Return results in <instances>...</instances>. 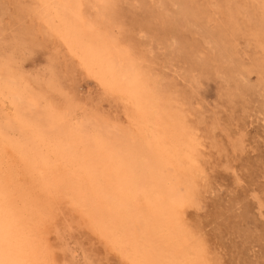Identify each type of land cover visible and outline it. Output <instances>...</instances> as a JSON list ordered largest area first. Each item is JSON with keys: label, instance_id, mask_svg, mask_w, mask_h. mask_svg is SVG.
<instances>
[{"label": "rangeland", "instance_id": "1", "mask_svg": "<svg viewBox=\"0 0 264 264\" xmlns=\"http://www.w3.org/2000/svg\"><path fill=\"white\" fill-rule=\"evenodd\" d=\"M111 6L101 26L160 88L197 146L195 160L174 180L184 197L177 217L200 253L198 264H264V0H112ZM53 10L42 0H0V70L4 62L19 73L72 125L92 114L132 128L129 104L110 94L59 36L49 22ZM0 105L13 115L14 103L1 92ZM2 166L28 185L17 154L8 150ZM28 193L35 196L32 188ZM50 210L41 211L47 216L40 227L31 218L49 262L130 264L68 204Z\"/></svg>", "mask_w": 264, "mask_h": 264}, {"label": "bare ground", "instance_id": "2", "mask_svg": "<svg viewBox=\"0 0 264 264\" xmlns=\"http://www.w3.org/2000/svg\"><path fill=\"white\" fill-rule=\"evenodd\" d=\"M42 1L54 5L49 22L80 61L130 105L132 128L92 114L72 125L67 112L47 105L1 63L0 92L15 109L13 115L0 111V264H53L39 221L46 222L42 210L64 202L130 264H198L200 253L177 217L184 197L176 192L174 173L195 160L197 150L186 121L101 26L112 0ZM88 5L96 15L88 14ZM8 150L22 158L29 186L3 168Z\"/></svg>", "mask_w": 264, "mask_h": 264}]
</instances>
